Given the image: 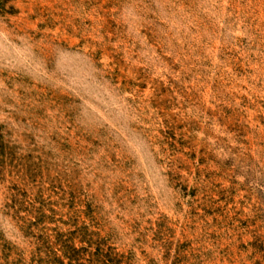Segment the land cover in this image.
<instances>
[{"label": "rangeland", "instance_id": "obj_1", "mask_svg": "<svg viewBox=\"0 0 264 264\" xmlns=\"http://www.w3.org/2000/svg\"><path fill=\"white\" fill-rule=\"evenodd\" d=\"M0 264H264V0H0Z\"/></svg>", "mask_w": 264, "mask_h": 264}]
</instances>
